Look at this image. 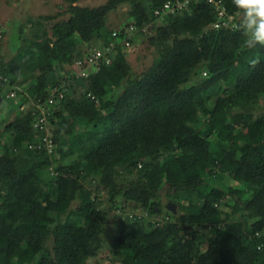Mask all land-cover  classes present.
Masks as SVG:
<instances>
[{
  "label": "trees",
  "instance_id": "obj_1",
  "mask_svg": "<svg viewBox=\"0 0 264 264\" xmlns=\"http://www.w3.org/2000/svg\"><path fill=\"white\" fill-rule=\"evenodd\" d=\"M65 1L67 19L30 21L40 39L20 28L14 55L0 57V90L17 86L20 103L45 101L80 46L113 42L108 17L121 5L127 23L117 39L133 24L130 46L140 38L155 56L134 73L117 44L102 71L74 80L49 109L50 154L28 148L36 143L32 108L3 126L0 264H87L110 211L160 215L165 186L176 214L165 208L162 225L134 214L117 219L110 264H264V114L233 112L264 98V46L247 48L239 28L211 29L216 17L204 1L163 22L153 11L168 0ZM224 5L240 11L233 0ZM219 124L222 134L210 139ZM217 174L226 182L216 184Z\"/></svg>",
  "mask_w": 264,
  "mask_h": 264
},
{
  "label": "rangeland",
  "instance_id": "obj_2",
  "mask_svg": "<svg viewBox=\"0 0 264 264\" xmlns=\"http://www.w3.org/2000/svg\"><path fill=\"white\" fill-rule=\"evenodd\" d=\"M106 1L107 0H79L76 5L94 7L104 4ZM66 7L67 3L65 0H0V31L2 35L0 57H3L5 60H7L14 55L13 52L17 47L16 33L18 32V29L22 28L24 30V38H29V40L40 39L34 32L29 31L30 21L39 20L45 22L52 20L49 23V25H52L55 22L65 20L68 18V15L64 14ZM127 10V5H121L115 11L111 12L108 17L107 26L111 30H118L126 25ZM47 33L49 34V32H46V34ZM83 51V54H85L86 50ZM124 53L134 73H141L143 70L147 69L151 65L155 56L154 49L148 46L146 43H142L140 38L137 39L134 44L129 47V49H124ZM71 62L72 59L64 66L66 73L71 66ZM203 76H205V74H203ZM194 80L198 82V79ZM8 92V88L0 90V98L2 99H0V131L3 126L11 121L18 113L16 105L6 97ZM233 112H249L254 118H256L264 114V98H261L258 105L254 106L253 108L241 109L236 107ZM194 124V128H199V124L197 122H194ZM223 130V124L217 125L215 132L212 134L210 139L213 140L215 138H219ZM22 164L23 163L20 162L19 166ZM133 178L134 174L127 177L126 180ZM214 182L216 184L225 183V175L217 174L214 177ZM166 193L167 190L165 186L161 190V202L164 206L162 210L163 212L157 216L148 217L141 209L137 208L132 210L133 208L131 206H126L125 211L122 213L119 210L110 211L104 223L105 232L101 236L103 239L102 247L94 258L88 260L87 264H110V252L114 247L113 236L116 232L117 219L124 218L128 214L144 216L153 220H158L162 217L167 218V214L169 212L165 209V205L168 201ZM101 199L104 200V197H101ZM76 205L77 203H73L72 207H75ZM257 214V212L253 213L251 214V217H255Z\"/></svg>",
  "mask_w": 264,
  "mask_h": 264
},
{
  "label": "built area",
  "instance_id": "obj_3",
  "mask_svg": "<svg viewBox=\"0 0 264 264\" xmlns=\"http://www.w3.org/2000/svg\"><path fill=\"white\" fill-rule=\"evenodd\" d=\"M199 1L206 2L216 17V22L211 26V29H227L231 31L238 29L242 12L236 11L234 13H228L224 5V0H168L153 11V16L157 22H163L172 15L188 13L191 5ZM147 30L148 25L141 28V32L143 33ZM119 32V29L112 31V37H114L115 40L109 43L108 46L95 48L88 54L72 60L65 80L61 81L58 85L48 87V97L45 101L38 99L35 102L29 100L27 103H20L18 92H22L21 89L15 86L9 90L6 97L13 101L20 112H25L32 108L31 113L34 117L32 127L36 143L28 145L30 150H45L49 154L53 152L55 146L50 137L48 127L51 117V112L49 110L50 107H52L56 102L64 99L70 84L74 80L88 78L91 75L102 71L104 66L109 65L114 58L117 44L120 46L123 45L126 49L129 48L131 35H135L138 32V29L133 24H130L126 30V34L120 40L117 39ZM1 42L2 35L0 31V50ZM88 96L90 95L88 94ZM91 98L94 99L92 96ZM167 219L168 218L162 217L161 219L155 221L157 222V225H162V223L166 222Z\"/></svg>",
  "mask_w": 264,
  "mask_h": 264
},
{
  "label": "clouds",
  "instance_id": "obj_4",
  "mask_svg": "<svg viewBox=\"0 0 264 264\" xmlns=\"http://www.w3.org/2000/svg\"><path fill=\"white\" fill-rule=\"evenodd\" d=\"M233 4L242 12L238 28L246 38L245 46H264V0H233ZM250 63L255 66L259 60L252 59ZM260 249H264V245H258Z\"/></svg>",
  "mask_w": 264,
  "mask_h": 264
},
{
  "label": "crops",
  "instance_id": "obj_5",
  "mask_svg": "<svg viewBox=\"0 0 264 264\" xmlns=\"http://www.w3.org/2000/svg\"><path fill=\"white\" fill-rule=\"evenodd\" d=\"M83 50H86V53L87 54L90 50L86 47V46H80L78 49L74 50L71 55H70V59H76L79 55L83 54L84 51ZM83 54V55H85ZM75 57V58H74Z\"/></svg>",
  "mask_w": 264,
  "mask_h": 264
},
{
  "label": "water",
  "instance_id": "obj_6",
  "mask_svg": "<svg viewBox=\"0 0 264 264\" xmlns=\"http://www.w3.org/2000/svg\"><path fill=\"white\" fill-rule=\"evenodd\" d=\"M165 208L172 214H176V205L172 202H167Z\"/></svg>",
  "mask_w": 264,
  "mask_h": 264
}]
</instances>
